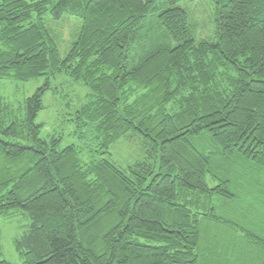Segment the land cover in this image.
I'll use <instances>...</instances> for the list:
<instances>
[{
  "label": "trees",
  "instance_id": "trees-1",
  "mask_svg": "<svg viewBox=\"0 0 264 264\" xmlns=\"http://www.w3.org/2000/svg\"><path fill=\"white\" fill-rule=\"evenodd\" d=\"M195 1L0 0V84L46 80L23 102L0 91V217L28 218L20 264H264V0H205L207 38L180 6ZM65 19L63 52L50 25ZM60 74L89 91L74 122L95 147L40 138ZM130 134L144 160L117 166Z\"/></svg>",
  "mask_w": 264,
  "mask_h": 264
},
{
  "label": "rangeland",
  "instance_id": "rangeland-1",
  "mask_svg": "<svg viewBox=\"0 0 264 264\" xmlns=\"http://www.w3.org/2000/svg\"><path fill=\"white\" fill-rule=\"evenodd\" d=\"M188 15L197 27L199 38L210 36L211 13L205 0H196L193 3H182ZM50 28L57 36V43L63 52H66L77 30V24L70 19H65ZM49 89L42 98L43 109L37 115L36 122L41 124L40 138L48 140L50 137L61 136L60 148L66 146L95 147V141L87 127L77 126L75 121L76 111L84 107L89 94L88 89L81 83L74 82L65 74L48 78ZM44 77L25 83H1L0 91L9 102H23L29 98L39 87L45 84ZM83 138V139H82ZM142 139L134 134L122 138L112 147L110 153L112 162L120 167L131 166L144 160L141 147ZM11 216L0 217V243L2 258L11 264H20L18 255L13 246L15 238L21 235L29 224L28 218L21 212H14ZM223 240V239H222ZM227 246V244H222Z\"/></svg>",
  "mask_w": 264,
  "mask_h": 264
}]
</instances>
